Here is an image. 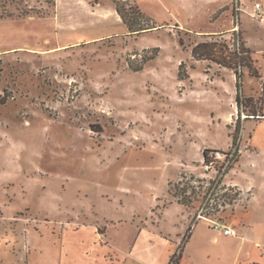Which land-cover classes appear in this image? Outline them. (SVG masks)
I'll use <instances>...</instances> for the list:
<instances>
[{"label":"rangeland","instance_id":"1","mask_svg":"<svg viewBox=\"0 0 264 264\" xmlns=\"http://www.w3.org/2000/svg\"><path fill=\"white\" fill-rule=\"evenodd\" d=\"M114 1L0 0V264H72L65 221L144 219L152 197L167 193L183 202L191 228L204 208L238 230L213 243L219 230L199 220L205 238L195 235L181 264H264V48L255 38L264 25L254 23L251 45L240 0H117L151 27L132 34ZM205 43L249 51L241 78L195 58ZM215 151L227 156L215 164L223 173L204 169ZM248 175L257 184L246 194L225 184ZM137 223L111 236L124 247ZM181 240L152 233L137 254L166 264Z\"/></svg>","mask_w":264,"mask_h":264},{"label":"crops","instance_id":"2","mask_svg":"<svg viewBox=\"0 0 264 264\" xmlns=\"http://www.w3.org/2000/svg\"><path fill=\"white\" fill-rule=\"evenodd\" d=\"M240 2L242 10L250 12L253 5V0H240ZM254 23L264 25V23H259V21L253 19L252 21H246L243 24L244 26H246L245 29H248L249 31V33L246 35V40L248 41V43H252L251 45H254V43L255 45H257L256 42H254V39L258 38L260 42H263V45H261L260 47L261 49L264 48V33H258L257 37L255 36L254 38ZM241 172L245 173L242 168ZM248 179L249 180L245 182L240 180L230 183L231 181H227L225 182V184H227L228 186L240 187L241 190L244 191V194H246L247 192L251 191V189L254 188L257 184V181L253 179L251 175H248ZM257 198L258 196L253 194L250 200H248L249 210H251V207L254 205L255 202H257ZM165 201H167V205L160 209V215H157V220L155 218H152V215L155 214L154 209ZM150 204V210L147 212V217H145L144 219H142L140 215H133L131 216L132 218L130 221H124L120 218L117 219L111 215L106 214H83L76 220L69 219L65 221L64 224L61 225L59 231L61 233V237L63 236L64 238L68 239V242L65 243L66 245L62 247L64 249L67 248L68 253H66V256H69L70 262L72 264H159L160 258H158V256L152 257V259L147 262L146 259L141 256V254L138 255V247L141 246L145 238H147L148 235H152V233L154 234V239H157L158 241H163L165 243L172 242V237H174V234H176L177 240L180 241V237H182V235L185 236L188 229L190 228V219L188 213H185L186 210L184 206L178 201L171 199L170 194L168 193L162 196L154 195ZM8 214L10 215V217L12 216L13 218L15 215H18L17 213L12 211H9ZM3 216L4 212L0 208V225H2ZM136 222H138V225L134 241L132 243L130 241H128V243L123 242V244H126L124 247L116 243V241L111 236V231L114 228L120 227L124 224H134ZM200 222L201 221H198L192 227L194 233H191L189 240L185 244V248L187 244H189V242L194 239L196 234L201 240L205 238L204 231L199 229ZM220 222L222 224L224 223L222 219L220 220ZM224 226L234 229L227 224H224ZM234 230L237 232L238 235V230ZM84 232H90L92 236L90 238H86V236H83ZM28 234L32 235V232L29 229ZM73 235L76 237L75 242L70 241V238ZM231 237L237 236H226L224 235L223 231L219 230L217 234L213 233V237H211V239L213 243H218L221 241V239H224L225 242H229L232 239ZM0 239H2L1 235ZM30 240L31 238H28V243L26 242V247L31 244ZM31 251L32 249H30L29 247L28 252ZM170 257L166 260V264L169 263Z\"/></svg>","mask_w":264,"mask_h":264},{"label":"trees","instance_id":"3","mask_svg":"<svg viewBox=\"0 0 264 264\" xmlns=\"http://www.w3.org/2000/svg\"><path fill=\"white\" fill-rule=\"evenodd\" d=\"M116 5V12L120 16L123 24L127 27L128 31L132 34H140L143 33L149 29H151L150 26L145 25L137 26L138 21H143L144 14L140 12L138 8L131 9V13H127V4L122 1H114ZM142 23V22H141ZM228 46L216 44V43H205L200 44L196 48L193 49V56L199 57V60H210L214 63L219 64L222 67L229 68L235 71L236 76L238 79L241 78L242 73L238 69L239 66L242 65V63L251 61V57L249 56V51L243 50L242 52L240 49L235 50V52L230 53L228 51ZM242 54V56H241ZM243 54H248V56H243ZM246 66L248 70H250V74L252 77L260 78L259 73L252 69V66L247 64ZM187 77L180 76V80H185ZM239 90V87H238ZM186 193V191H182V194ZM177 194H173V197H177ZM183 204V202H179ZM192 233V228L190 227L183 237V240L179 247L177 248L176 252L170 257L168 264H181V261L183 259L185 244L190 238V235Z\"/></svg>","mask_w":264,"mask_h":264},{"label":"built area","instance_id":"4","mask_svg":"<svg viewBox=\"0 0 264 264\" xmlns=\"http://www.w3.org/2000/svg\"><path fill=\"white\" fill-rule=\"evenodd\" d=\"M252 4H253L252 8H251V10L249 12L251 18L253 20H256V21H259L261 23H264V2H262L260 0H253ZM237 47L239 49L240 44H238ZM225 156H226V154H224V153H222L220 151L211 152L208 161L204 162L205 171L208 172V171L212 170V171H214L216 173L225 172V170L227 169L225 165L222 166L218 170L215 168V164L218 163V161H220L223 158H225ZM217 208L219 209L218 211L220 213L224 208H226V205L219 204L217 206ZM205 211H206V209H204V208H202L199 211L197 221H199V220L208 221V222H210V223H212L214 225V228H216L218 230H222L224 235H226V236H237V232L234 229H231L229 227H226V226L222 225L220 220L217 221V220L211 219L212 214L211 215H207Z\"/></svg>","mask_w":264,"mask_h":264}]
</instances>
